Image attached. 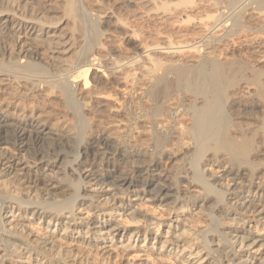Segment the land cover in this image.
Listing matches in <instances>:
<instances>
[{
	"label": "bare ground",
	"instance_id": "bare-ground-1",
	"mask_svg": "<svg viewBox=\"0 0 264 264\" xmlns=\"http://www.w3.org/2000/svg\"><path fill=\"white\" fill-rule=\"evenodd\" d=\"M0 146L67 177L0 156V264H264V0H0Z\"/></svg>",
	"mask_w": 264,
	"mask_h": 264
},
{
	"label": "rangeland",
	"instance_id": "rangeland-1",
	"mask_svg": "<svg viewBox=\"0 0 264 264\" xmlns=\"http://www.w3.org/2000/svg\"><path fill=\"white\" fill-rule=\"evenodd\" d=\"M3 43H5V45L8 49H10V50L14 49L13 45L9 41L4 40ZM127 46L130 49L137 50L138 49V42L133 41L130 44H127ZM23 108H25V107L21 106L19 111L12 110L10 117L15 119L16 121H19L20 119H22V117L20 115L23 114V112L21 111ZM57 119H58V117H52L51 121L57 120ZM101 129H102V131L104 130V132L108 133L110 131V129H112V128L104 126V127H101ZM113 130H115L114 134H112V135H110L109 133L106 134V135H110L112 137L110 139L109 144L117 142L123 134V133H121L120 129L115 128ZM99 136H102V135H99ZM99 136H92V138H94L93 142H95L96 138ZM51 138L52 137L48 136V135L45 137V139L48 143H54V144L58 145L59 149L60 150L62 149L61 151L64 154H65V152H67L68 156H72L73 152L74 151L76 152L75 149L74 150L68 149V147L62 146L60 143H56L54 140H52L54 138H52V139ZM2 155L8 156V157H13V161H16L19 163V165L21 166L20 168L24 169V173L29 172V173H33L34 175H41V176L45 175V176H47L48 180H52V182H54V183L56 182V184H58V186L65 185V179H67V177L64 174H61L64 171V167L62 165L63 160L61 162H58V161L56 162V166H57L56 169L54 168V170L53 169L48 170V169H45V167H43V165H40V164L36 165L34 163L31 155L26 156L25 153L18 152V151L12 152V147H9V146H0V156H2ZM80 160H82V157L80 158ZM173 166H174V163H172L171 161H168L166 164V167L169 168V170H171L173 168ZM105 169L110 171L112 168H105ZM107 170H105V171H107ZM2 181H3V179L0 178V183ZM222 182H224V181H222ZM163 183H168L166 178H162L161 180L156 181L155 185H160ZM152 188L154 189L155 186ZM65 190H66V188H65ZM63 192L66 193L65 191H63ZM175 217H180V218L187 217L186 219H189L190 214L188 212L179 211L178 213L175 214ZM42 238L44 240H47V242L49 244H51V242L53 241V238H51V236H48V234L43 235ZM64 247L67 249L69 248V246H66V245ZM110 263H111V259L108 260V264H110Z\"/></svg>",
	"mask_w": 264,
	"mask_h": 264
}]
</instances>
